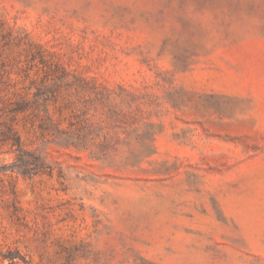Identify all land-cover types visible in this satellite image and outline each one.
<instances>
[{"label": "rangeland", "instance_id": "1", "mask_svg": "<svg viewBox=\"0 0 264 264\" xmlns=\"http://www.w3.org/2000/svg\"><path fill=\"white\" fill-rule=\"evenodd\" d=\"M0 264H264V0H0Z\"/></svg>", "mask_w": 264, "mask_h": 264}]
</instances>
